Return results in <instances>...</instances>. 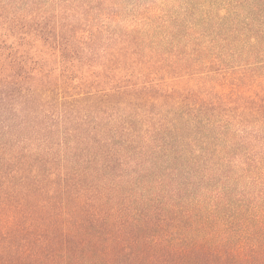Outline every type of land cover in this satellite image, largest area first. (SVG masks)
<instances>
[{
    "label": "trees",
    "instance_id": "obj_1",
    "mask_svg": "<svg viewBox=\"0 0 264 264\" xmlns=\"http://www.w3.org/2000/svg\"><path fill=\"white\" fill-rule=\"evenodd\" d=\"M96 1L0 0V264H264V0Z\"/></svg>",
    "mask_w": 264,
    "mask_h": 264
},
{
    "label": "rangeland",
    "instance_id": "obj_2",
    "mask_svg": "<svg viewBox=\"0 0 264 264\" xmlns=\"http://www.w3.org/2000/svg\"><path fill=\"white\" fill-rule=\"evenodd\" d=\"M107 2L108 7L105 9V15H102L101 18L102 19H106V17L108 16V13H112L111 11H115L117 13V15L113 16V14H109V18H107L108 20L111 21L112 18L116 19V20H121L124 19V16H126V9L130 8V5L132 3H134L135 0H105ZM152 0H138V2H140V8L146 6L148 3H151ZM104 0H99L96 1V4H100L99 7H101L100 9H102L104 7L103 5ZM110 7V9H109ZM139 8V9H140ZM121 14L123 15L121 17Z\"/></svg>",
    "mask_w": 264,
    "mask_h": 264
}]
</instances>
